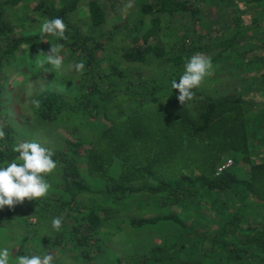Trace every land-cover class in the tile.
<instances>
[{
	"label": "trees",
	"instance_id": "trees-1",
	"mask_svg": "<svg viewBox=\"0 0 264 264\" xmlns=\"http://www.w3.org/2000/svg\"><path fill=\"white\" fill-rule=\"evenodd\" d=\"M24 2L34 3L33 10L43 20L61 18L67 25L68 39L42 37L40 33L18 36L6 11ZM128 2H110L117 16L127 18L122 26L115 25L117 16H109L107 0H88L85 15H80L78 0L0 3V121L6 133L0 140V166L18 155L13 146L22 142L4 112L5 71L23 58L29 47L35 54L33 48L45 43L63 44L61 54H67V62L85 63L81 81L70 94L48 89L33 97L40 101L38 109L32 105L40 126L64 121L75 129L61 149L52 151L60 172V189L37 202L39 220L35 226L30 219L24 221L28 229L21 251L30 250L32 241L39 238L41 227L37 225L47 214H63L66 220L71 219L66 223L69 239L80 253L75 259L93 264V247L97 243L99 249L101 235L108 231L103 228L106 218L84 201L91 181L103 183L112 193H126L129 198L159 196L178 205L187 203L199 191L224 192L239 202L246 201V206L257 204L264 212V160L252 157L257 142L248 125L252 112L264 123V101L256 103L250 95L231 93L249 87L248 93H252L256 87L254 96L264 98V0H210L216 14L208 13L209 20L206 9L202 10L196 0H131L133 7L122 11ZM80 17L84 19L81 23ZM175 18L185 22L180 36L173 33ZM108 23L113 29L107 30ZM118 34L121 40L129 39L131 47L128 43L114 44ZM173 36L177 40L171 43ZM198 52L211 55L216 75L195 90L196 98L185 107L177 100L179 93L171 88V81L178 82L186 58ZM150 58L165 67L163 74L147 79L141 73L131 80L121 68V62L144 65ZM254 75L255 86L248 77ZM17 98L18 94L13 96L14 103ZM85 119L99 121L92 141L76 135ZM230 154L235 156V162L219 172L221 165L232 160L227 158ZM116 163L120 164L118 174L112 172ZM241 164L248 168L246 175H241ZM29 202H24L26 208ZM225 207L226 204L220 209L225 225L218 226L216 235L206 238L210 241L206 255L191 264L214 260L219 261L214 264H224L226 260V264L231 260L264 264V220L250 226L244 207L224 219L228 210ZM19 212L17 207H5L0 210V220L13 224ZM165 222L183 226L175 214H170L132 220L131 227ZM157 248L153 246L150 251L156 253ZM140 262L146 264V259Z\"/></svg>",
	"mask_w": 264,
	"mask_h": 264
},
{
	"label": "rangeland",
	"instance_id": "rangeland-1",
	"mask_svg": "<svg viewBox=\"0 0 264 264\" xmlns=\"http://www.w3.org/2000/svg\"><path fill=\"white\" fill-rule=\"evenodd\" d=\"M7 1L9 0H0V3ZM78 1L80 2L79 6H81L80 15H85L84 12L87 8L88 0ZM123 1L126 2L127 0ZM107 2L109 16L112 18L113 16H117L115 10L110 8L111 0H107ZM209 2L210 0H208V3L199 1L197 5L202 6V10L206 9L207 12L204 10V13H207V16L208 13L214 16L216 14L215 9L212 8ZM33 6L34 3L29 4L24 2L16 8L7 9V18L15 25L18 36L21 34L31 35L40 33L39 26L42 24L43 18L33 10ZM79 20L81 23L84 19L80 17ZM162 21L164 22V20ZM126 22L127 18L120 14L116 17L115 25L122 26ZM184 25L185 22H181V18H175L173 22L175 30L173 33L180 36L179 33H182ZM106 28L107 30L113 29L112 23H108ZM121 38V35L118 34L114 44L127 45L128 43V46L131 47L129 39L121 40ZM171 39V43H174L177 37L173 36ZM51 47L52 45L49 43L38 45L33 48L35 54L31 52L32 49L29 47L28 53L23 58L11 64L5 71V80L7 82L5 83L4 94L2 96L5 102L4 112L11 123L10 125L17 131V137L21 141H35L52 151H57L65 145L66 138L73 136L70 133L75 127L64 121L50 124L49 126H40L35 120L31 101L38 93L48 89L70 94L76 87L77 82L81 81V74L76 73L74 70L64 74H56L54 72L43 73L42 70L38 69L36 57L41 51L47 53ZM32 55L34 57L31 58ZM63 56L66 66L72 63L71 61L70 63L67 62V54ZM117 57L118 59H122L121 55ZM121 68L129 75L131 80H136L141 73L147 79H150V76L155 74H163L165 67L158 60L150 58L144 65L121 62ZM215 75L214 72L209 78H213ZM248 77L252 78V81H250L251 85H257L255 83L257 75ZM240 89L239 91L231 90L232 92H230L232 94L235 92L250 95L252 96L251 100L256 103L264 101V98L254 96L256 87L252 89V93H248L251 91L250 87ZM205 91H208V88ZM17 94L19 98L14 103L13 96ZM248 120L251 132L254 130L252 136L257 142V145H254L252 149V157L255 161L264 160V143L262 142L264 140V123H261L262 120L257 117V113L253 112L248 116ZM98 122V120L85 119L84 126H81L79 131L77 130L76 135L92 141ZM258 124H260L259 127H257ZM227 158L235 162V156L230 154ZM119 167L120 164L116 163L112 172L118 174ZM239 167L242 172L241 175H246L247 166L241 164ZM48 181L52 187L47 197L60 189L59 168L56 169L54 174L48 176ZM90 183V193L85 195L84 201L95 206L100 215L106 218L103 228L105 231H108V233L104 232L101 235L102 238L98 243L99 249L97 243L93 247V253L95 252L93 254L95 256L93 264H118L120 260L122 264H143L140 262L143 259H146V264H191L197 262L201 256L206 255L205 251L210 248V241H207L206 238L208 236L212 237L214 234L216 235L217 231L215 232V230L218 226L222 227L225 225L221 214L222 211L220 212V209L224 208V204H226L225 209L227 210L228 208L225 211L224 219L229 213L244 207V211L247 210L249 216L245 220L250 226H256L264 220V212L259 205L246 206V201L239 202L238 198H234L224 192L205 194L204 191H199L193 199H189L187 203L178 205L172 204L167 198L159 196L152 197L142 194L129 198L126 193H112L101 182L91 181ZM38 201L40 199L29 202L27 205L29 208H26L24 203L16 205L15 207L20 209V217L13 221L15 223L10 224V222L6 223L0 220V247H8L10 249L12 253L10 264H15V257L17 256L34 254L41 256L51 254L55 257L54 264H87L83 260L75 259L77 254L80 257V253H77V250L73 248L72 242L69 239L70 228L66 223H70L71 219L66 220L63 214L57 216L47 214V218L41 220V223L37 225L41 227L39 238L32 241L30 250L29 248H24L21 251V243L23 237L27 236L28 229L24 221L30 219L34 226L37 224L36 219H38V214L35 212V208L39 205L37 204ZM215 207L217 211H215ZM170 214H175L181 220L183 226L172 222H165L137 229L131 227L132 220ZM56 217L63 218L62 227L59 231L53 229L51 224L52 219ZM245 226L248 225L243 224V227ZM241 236L245 235L241 234ZM153 246L155 248L158 247L156 253L150 251ZM188 260L192 262H188ZM250 261L254 264L252 260ZM216 262L219 261L214 260L208 264ZM226 263L227 260L224 264ZM228 264L247 263L245 260H238L236 262L231 260Z\"/></svg>",
	"mask_w": 264,
	"mask_h": 264
},
{
	"label": "clouds",
	"instance_id": "clouds-1",
	"mask_svg": "<svg viewBox=\"0 0 264 264\" xmlns=\"http://www.w3.org/2000/svg\"><path fill=\"white\" fill-rule=\"evenodd\" d=\"M131 0L123 6L122 11L131 9ZM67 25L61 18H45L39 26L40 35L51 36L57 40H67L65 35ZM63 44L56 43L47 53L41 51L37 58V68L43 73L64 74L75 71L83 74L85 71L84 61L73 62L65 65V58L61 54ZM214 73L212 58L203 53H195L186 58L183 74L178 82L171 81V88L178 91L177 100L182 106H189V102L196 98V91L204 81ZM35 108L40 107L39 100H32ZM5 124L0 121V140L5 138ZM13 151L18 155L11 161L0 166V210L5 207L13 209L16 205L27 201H37L46 198L51 190L48 176L55 173L58 164L53 159L52 150L40 143L20 142L13 146ZM63 218L56 217L51 221L53 229L59 231L62 227ZM12 253L8 247H0V264H10ZM55 257L51 254L44 255H20L15 257V264H54Z\"/></svg>",
	"mask_w": 264,
	"mask_h": 264
},
{
	"label": "built area",
	"instance_id": "built-area-1",
	"mask_svg": "<svg viewBox=\"0 0 264 264\" xmlns=\"http://www.w3.org/2000/svg\"><path fill=\"white\" fill-rule=\"evenodd\" d=\"M231 165H232V160L227 161L226 163H224L219 167V172L228 169L229 167H231Z\"/></svg>",
	"mask_w": 264,
	"mask_h": 264
},
{
	"label": "crops",
	"instance_id": "crops-1",
	"mask_svg": "<svg viewBox=\"0 0 264 264\" xmlns=\"http://www.w3.org/2000/svg\"><path fill=\"white\" fill-rule=\"evenodd\" d=\"M199 1H203V0H196V3L199 2Z\"/></svg>",
	"mask_w": 264,
	"mask_h": 264
}]
</instances>
